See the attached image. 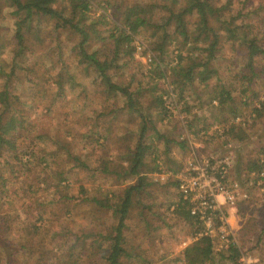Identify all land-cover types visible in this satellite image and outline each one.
<instances>
[{"label": "trees", "instance_id": "trees-1", "mask_svg": "<svg viewBox=\"0 0 264 264\" xmlns=\"http://www.w3.org/2000/svg\"><path fill=\"white\" fill-rule=\"evenodd\" d=\"M3 10L11 19V36L5 39L0 30V264H125L140 254V246L128 244L122 234L131 218L148 237L177 223L188 228L189 242L177 256L161 255V264H238L236 245L214 252L208 236L194 238L201 225L178 193L164 190L162 200L153 193L167 183L170 190L176 188L175 177L153 181L150 175L179 172L183 166L173 160L169 143L180 151L189 149V137L168 138L155 131L142 108L161 118L191 115L185 126L197 123L189 132L193 141L199 130L205 133L210 126L205 113L220 130L212 131L210 138L219 136L224 144L249 140L247 118H264V0H0V17ZM135 40L150 53L146 68L133 56ZM49 41L55 57L47 45L37 48ZM61 42L73 53L70 66L62 58ZM224 42L244 48L238 71L223 66ZM9 45L11 54L5 60L2 54ZM212 78L215 82L210 83ZM197 90L207 92L204 98L193 95ZM98 94L120 105L98 110ZM243 108H249L247 118L241 117ZM54 113L53 122H63L67 141L52 132L22 129ZM105 114L112 119L103 126ZM131 115L137 128L135 134L128 132L135 136L129 147V134L124 133ZM98 117L103 136L95 129ZM124 118L123 133L115 135L127 139L124 151L111 154L118 162L100 157L93 168L124 183L118 194L109 192L116 197L112 202L106 196L91 199L109 211L113 234L107 236V230L96 241L95 234L87 232L67 236L61 223L56 230L45 225L54 208L67 213V202L90 200L85 187L72 185L68 178L69 171L87 168L74 143L85 145L90 139L104 147L107 135H113L110 130ZM149 130L154 137L147 136ZM248 152L240 171L264 169V143ZM72 187L75 195L68 191ZM259 187L263 191L256 208L244 199L237 202L236 211L243 217L240 231L254 237L256 249L264 250V182ZM23 211L28 221L21 218ZM105 241L109 246L103 249ZM259 264H264V254Z\"/></svg>", "mask_w": 264, "mask_h": 264}, {"label": "rangeland", "instance_id": "rangeland-1", "mask_svg": "<svg viewBox=\"0 0 264 264\" xmlns=\"http://www.w3.org/2000/svg\"><path fill=\"white\" fill-rule=\"evenodd\" d=\"M93 14V12H92ZM256 22V20H254ZM253 21V22H254ZM0 30H2L3 36L5 39H9L11 36V19L8 18L5 15V11H2V16L0 17ZM137 36V35H136ZM137 38V37H136ZM237 44V42H235ZM234 43V48L232 44L229 43H223V66L229 65L232 67V69L237 70L241 68L242 65V54L244 52V48ZM45 45H47L49 48H52V50H47L48 53L50 52V55L55 57L54 50L52 47V43L49 41V43H42L37 47L38 49L45 48ZM60 46L62 47V58L68 62V66L71 64V60L73 58V53L70 50H65L67 48V44L64 42H61ZM233 48V49H232ZM11 45L5 49L4 53L2 54L3 59H9L11 54ZM142 54V51H141ZM136 55L134 56L135 59L142 62V64L147 66V64L143 63V58H141L138 51H136ZM224 69H220V73ZM264 75V73H263ZM126 77H124L125 79ZM225 81H228V77H224ZM13 81L11 80V83ZM215 82V79L212 78V81L210 83ZM14 84V83H12ZM203 89H207L204 87ZM236 86V85H235ZM202 87V86H201ZM202 89V90H203ZM0 91H2V88L0 86ZM263 91V90H262ZM207 92L205 91L204 94ZM204 94L202 91L197 90V92L193 95H201L202 98H204ZM250 92H246V95H249ZM90 94L88 93V99L90 98ZM94 99L96 101L95 108L98 110H102L106 112L110 108H115L116 105H120V102L117 100H105L104 97L100 94L94 95ZM253 99V98H252ZM66 100H68L66 98ZM69 101H67V107L65 110L69 109ZM81 102V101H79ZM145 106V103L143 104ZM249 108H243L244 116H241L239 114L238 116H241L243 118H247V115L249 114L247 112ZM142 111L147 115L148 118L153 123V126L155 128V131L166 135L168 138H173L177 134H182V136L189 137L188 145H190L189 149H185L180 151L178 148L174 147L171 143H169L170 147V154L175 160V162H179L183 166L185 161L189 158L191 155V152H196L199 155L207 156L209 154L214 155H223V154H229L231 156L232 163L228 169L227 173V179L228 181H236L239 183V187L243 192H245L246 197L242 199H238L237 202H240V200H250L249 203L251 207L256 208V201H259L260 195L263 191L262 187H259L263 184L264 179L262 180H256L255 175H253V172L245 173L241 170L242 166V160L244 158V154L248 151L251 153V151L256 152V146L264 143V118L259 119H248L247 118V125L251 127V134L250 142L249 140L242 142V143H232L230 146L224 147V143L221 141V137L219 136H212L210 138L212 131H217L218 133L220 130H217V127H214L215 125H211V117L208 115V113H205V123L210 124L208 126L205 133H202L201 130L198 131V138L196 140H192V134L189 133L190 131L194 130L197 126V123H194V126H191L190 129H186V121L187 118H190L191 115H187L185 117L181 116H167V117H160L157 114H153L149 109L146 110V108H142ZM247 112V114H246ZM171 114L173 111H171ZM130 122L127 123V131L124 134H129L128 132H133L135 134V130L137 128V119L131 115ZM172 116V117H171ZM56 113L52 114L51 116H40L37 119H33L31 121L32 125L24 124L22 126V129L24 131H32V133L40 134V133H48L52 132L60 137L62 140H66L64 136V129H63V122L56 121L53 122V119H55ZM158 118H161L158 120ZM183 118V119H182ZM100 117L97 118V121L95 124H97L99 127L95 128L97 130V133L100 134V136H103L105 134L103 128L100 124ZM103 126L104 124H107L112 118L111 114H105L103 117ZM133 119V120H132ZM126 118L123 119L122 123L120 122L118 125L116 124L111 130L110 133L113 135H107V138L105 140L106 145L102 147L103 145L99 143H96L95 141L90 142L88 139L86 141V144L83 145L82 143H74V151L75 153L80 157V159H83L84 162L87 164V168H81L78 167L75 170H71L68 173V178L71 180V184L74 186L82 185L86 189V196L90 197L89 202H77V203H69L67 202L68 210L69 212L64 213L63 209L54 208L53 211H55L54 214H49V219H47L45 225L47 224L49 227L55 229H58L59 223L65 225V232L67 236H70V233L73 234H80L82 232L84 233H90L95 234V240L99 241L101 240V235L104 234L107 230V236H110L113 234V232L110 230V227L112 226V222L114 224V220L109 215V211H107L105 208L98 207L97 205L93 204L94 202H91V199H102L104 196L109 197V201L112 202L116 199V197H110L109 192L111 190L112 193L118 194L120 192V189L123 187L124 183L115 182L113 178L114 176L108 177L104 176L102 173H99L98 171L94 170V166L97 164V159L102 157H110V160H113V163L118 162V159L115 157H112L111 154L118 153L119 151H124L122 146L127 142V139H118V134L123 133V124L126 122ZM70 126L72 125V122L69 123ZM106 126V125H105ZM216 128V129H215ZM133 134H129L128 136V143L129 147L133 146L135 144V136ZM147 136L154 137L155 135L151 133V131H148ZM115 135H117L115 137ZM213 135V134H212ZM146 136V137H147ZM259 137V138H258ZM190 139L192 140L190 142ZM147 140V139H145ZM36 142H39L36 140ZM40 143V142H39ZM157 144H160V142H157ZM85 146V148L83 146ZM199 146V147H198ZM227 148V149H226ZM42 152V151H41ZM248 152V154H249ZM114 155V156H115ZM150 158V157H148ZM150 162V161H149ZM163 164V163H162ZM123 166L125 164L123 163ZM151 180L153 181H161L167 176L168 181H171L174 178V174H172L170 171L162 172L160 174L158 173H152L150 175ZM159 176H162L160 178ZM166 179V180H167ZM256 181H260L261 184H256ZM168 184V183H167ZM165 187H162L160 189H157L156 191H153L155 195H157V198L162 200L164 198V190L169 192L168 195H171V193L174 195L177 193L176 188L170 190L169 185ZM73 189L68 190L71 194H76L77 190L75 187H72ZM166 193V194H167ZM145 198V197H144ZM167 198H169L167 196ZM175 196H172V199H174ZM146 200V198H145ZM236 202V204H237ZM236 207V205H235ZM67 209V208H66ZM256 215V211H255ZM21 218L24 217V219H27L28 216L27 212H21L20 213ZM55 218L57 221H55ZM243 217H240L239 214L236 211L235 208V215L234 220H237V226L232 225L233 232H234V240L235 245L239 247L240 254L243 256H250L251 258L256 259V264H259V260L262 258V254H264V250L262 249H256V246H254V237L251 236L249 233L244 234L243 231H240V226L242 224ZM61 222H59V221ZM139 222H136L134 218H131V220L126 221V227L123 229L122 234L126 237L128 244H138L139 247V257L131 258L127 261H125V264H161L163 259H160V256L166 253L165 259L170 258L171 256H177L180 253L181 248L183 247L181 245V241L187 240L190 238L189 230L188 228H183L180 223L173 224L170 228V230H160L158 232H153L151 236L142 235V231L140 230V227H138ZM55 229V230H56ZM97 233H100V236L97 235ZM80 240V239H79ZM108 241H105V243H102V248L106 249L107 246H109ZM69 242L64 243V245H68ZM132 254V253H131ZM239 254V256H240ZM65 258V257H64ZM238 264L239 260L237 259ZM222 264V263H218Z\"/></svg>", "mask_w": 264, "mask_h": 264}, {"label": "built area", "instance_id": "built-area-1", "mask_svg": "<svg viewBox=\"0 0 264 264\" xmlns=\"http://www.w3.org/2000/svg\"><path fill=\"white\" fill-rule=\"evenodd\" d=\"M134 47V56H137L136 51H138L143 63L147 64L150 60L149 51L145 50L137 40L134 42ZM173 108V105L169 107L175 113ZM239 119L236 117L235 121ZM231 163L229 154L202 156L192 151L182 169L174 176L177 179V193L181 200L188 204L189 214L201 225L194 238L200 235L208 236L214 252L235 245L233 227L229 218L235 215L237 200L246 197L238 182L227 179ZM253 175L257 180H262L264 169L257 173L253 172ZM256 184L260 185L261 182L256 181ZM189 240L190 238L181 241V245L184 246ZM238 260L240 264H256V259L250 256L240 254Z\"/></svg>", "mask_w": 264, "mask_h": 264}, {"label": "crops", "instance_id": "crops-1", "mask_svg": "<svg viewBox=\"0 0 264 264\" xmlns=\"http://www.w3.org/2000/svg\"><path fill=\"white\" fill-rule=\"evenodd\" d=\"M230 144H232V143H227V144H225V145L223 146V148H224V147H227V146H230ZM198 147H199V146H198ZM226 149H227V148H226ZM229 222H230L231 225L237 226V223H236L237 220H236V221L234 220V216H231V217L229 218Z\"/></svg>", "mask_w": 264, "mask_h": 264}]
</instances>
